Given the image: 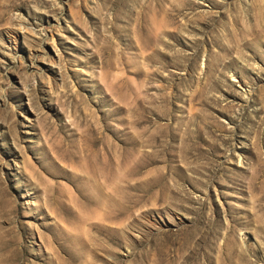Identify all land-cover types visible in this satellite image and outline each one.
I'll list each match as a JSON object with an SVG mask.
<instances>
[{"label": "rangeland", "instance_id": "rangeland-1", "mask_svg": "<svg viewBox=\"0 0 264 264\" xmlns=\"http://www.w3.org/2000/svg\"><path fill=\"white\" fill-rule=\"evenodd\" d=\"M0 264H264V0H0Z\"/></svg>", "mask_w": 264, "mask_h": 264}]
</instances>
